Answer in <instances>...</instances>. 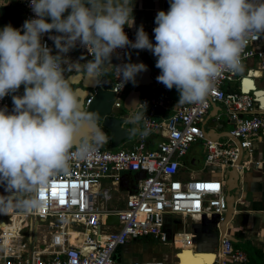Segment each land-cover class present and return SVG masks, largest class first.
I'll use <instances>...</instances> for the list:
<instances>
[{"label":"clouds","instance_id":"9594fccd","mask_svg":"<svg viewBox=\"0 0 264 264\" xmlns=\"http://www.w3.org/2000/svg\"><path fill=\"white\" fill-rule=\"evenodd\" d=\"M29 7L34 18L21 28L0 29V100L13 94L12 111L0 108V186L9 193L0 196L4 214L13 201L26 212L40 211L52 178L107 143L98 114L84 109L66 73L99 81L114 68L121 84L135 86L147 66L132 63L130 54L128 62L113 65L112 59H121L117 50H149L160 69L157 82L175 88L178 103L198 104L221 71H243L241 53L264 33V0H169V9L155 17V43L143 25L134 41L125 32L135 23L133 0H29ZM77 46L92 59L72 60L68 53ZM22 85L23 95H15ZM130 119L141 116L133 111ZM86 127L92 131L84 133Z\"/></svg>","mask_w":264,"mask_h":264},{"label":"built area","instance_id":"2783aa9c","mask_svg":"<svg viewBox=\"0 0 264 264\" xmlns=\"http://www.w3.org/2000/svg\"><path fill=\"white\" fill-rule=\"evenodd\" d=\"M18 1L23 21L34 18L29 0ZM125 32L130 40H135L128 26ZM262 34L249 39L241 53L242 64L246 59L257 58L264 69V46L256 47ZM149 38L155 43L154 34ZM43 40L54 53L53 42L47 34ZM76 49L92 58L85 48L77 46ZM135 50H117L121 59L114 55L113 65L127 62V54ZM141 51L153 55L149 50ZM111 72L112 105L119 108L125 96V84L120 83L114 68ZM236 74L221 71L204 102L180 104L166 117H159L156 112L166 109L165 96L141 95L134 110L141 116L140 126L132 140L116 147H101L90 160L70 161L67 174L52 178L40 211L8 209L6 214L0 213V264H116L113 255L117 247L140 238L168 243L176 251L194 250V234L185 230L171 233L168 226L172 221L168 219L171 215L183 218L217 215L222 220L226 211L224 179L238 155V146L231 137L239 140L240 147L249 156L253 139L264 140V108L254 106V96L249 92L230 91L225 87L237 79ZM10 99L11 94L0 100V108L8 106ZM89 101L87 98L86 104ZM210 101L219 103L232 121L230 137L212 140L204 136L202 125ZM198 140L203 144L204 168L182 179L179 176L182 159ZM246 162L236 165L237 169L245 168ZM212 167L219 169L215 178L212 175L217 172ZM206 169H209L208 176L198 178ZM138 171L144 172V177L137 180L136 189L127 192L123 207L109 209L106 202L111 197V188L119 185L122 174ZM104 179L108 180L109 187L102 186ZM209 184L215 186L208 187ZM112 214L118 218L114 229L111 228L115 224L106 223L107 216ZM177 235L183 236L179 247L175 244ZM80 237L81 244H76L74 241ZM214 253L213 264L247 261L246 252L233 245L226 231L218 239ZM133 264L166 263L150 259Z\"/></svg>","mask_w":264,"mask_h":264},{"label":"crops","instance_id":"0c3cea01","mask_svg":"<svg viewBox=\"0 0 264 264\" xmlns=\"http://www.w3.org/2000/svg\"><path fill=\"white\" fill-rule=\"evenodd\" d=\"M0 5L9 6L10 12H18L20 14L18 26L23 25L24 23L23 14L20 7V2L18 0H0ZM133 5H134L133 16L135 23L132 27L129 28L132 30L134 34H136V29L140 25H143L147 34L152 35L154 34L153 29L157 26L155 24V17L159 11L161 10L167 11L169 9V0H133ZM65 15H67V13H65ZM5 25L7 24H0V29H2ZM263 46H264V34H262L261 40L256 45V47H263ZM129 54L131 56V62L133 59L137 57L138 58L145 57V54L149 56L153 65L151 76L155 79V81L148 85L142 86L143 89L145 90V94H141V95L165 96L166 109L160 108L157 109L156 112L159 117L168 116L174 108L180 105V103H178L179 99L177 100L175 99L174 101L169 100V95L172 92L178 96L179 94L175 88L169 90L162 83L157 82L156 77L160 75L159 73L160 69L156 67V57L144 51L135 50L127 54V58H126L127 62H128ZM68 56L72 60H77L82 56L85 57V60L80 61L81 63L86 62V60L92 59L90 57H86L85 55L81 54L76 48L73 49L70 53H68ZM113 62L114 61L112 59V63ZM259 62L260 61L257 58L246 59L243 63V71L237 73L236 74L237 79L233 80L231 83L226 84L225 87L227 88V90L230 91L233 90L237 92L239 91L249 92L251 95L254 96V106H259L264 108L263 105L264 101L263 104L260 101V97L264 96V69L260 67ZM67 74H71V73H67ZM102 75L111 78L112 76L111 69L107 73ZM246 80H251L253 83V87H251L249 90L243 89L245 83L244 81ZM139 86L140 85L138 83H136L135 86L131 82L125 84L123 90L124 94H126L130 88H139ZM23 93H24V86L22 85L21 88L18 90V92L14 94L23 95ZM12 95L13 94H11L10 103L7 106L9 112H11L13 108ZM215 105L209 106L205 117L206 120L210 114L211 116H214L215 126H209L208 128L205 127L206 129H210L214 137H216L217 135L213 132V128H216L218 133L223 134L224 131H229L231 129V128L227 129L226 124L232 126V121L229 119L228 115L224 112L221 105L219 103H215ZM221 113H225L226 120H223ZM120 115L123 114L121 113ZM209 121L210 118L208 119L207 122ZM216 121H221V126L216 127ZM123 126L125 127L124 124ZM138 129L139 127H136V131L134 135L137 133ZM155 138L157 139V137ZM103 146L106 148L110 147L109 145H103ZM249 161L250 162L248 161L246 162L245 168H243L240 171L239 189L236 192L237 194L234 201L233 214L235 221L233 225L226 224V233L235 236L236 239H238V242L241 243V245H239L238 242L236 244L233 243L235 247L241 248L245 252L247 250L249 251L255 249L260 250L263 253V261L262 260L261 261L264 264V140L259 141L258 139H253L250 150ZM182 162H183V166L180 169L179 176L187 174L188 177L190 173H195L194 172L195 170L191 168V165H193V163L196 162V159L194 157L190 158L188 152L186 156L183 158ZM256 162L258 163V165H256ZM199 175L204 178L208 176V174H204V172L199 173ZM196 176H198V174H196ZM102 182L104 183V184L102 183L103 187H109V182L107 179H104ZM208 187H211V184H209ZM113 188L119 190V192L124 191L125 194L123 195L118 194L119 197H116L115 200H112L110 197V199L106 202V206L109 209L121 208L124 205V200L128 194L127 193L128 191L123 185L122 186L118 185L117 187H113ZM4 195H9V193L5 191V188L3 186H0V196H4ZM111 201H115V202H111ZM14 205L15 202L13 201V206L9 209L21 210L20 208H17ZM174 216L175 217L173 218L170 217L168 219L172 221L168 226L170 227L171 233H176L179 232L181 229H183L189 233L197 234L198 232L197 229H193L192 227L195 226V224L200 226L198 227L200 228L199 231L201 230L202 232L203 231L217 232L218 222L215 224L209 223L210 222L209 218L211 215L210 216L201 215L200 218L199 217L183 218L179 215H174ZM179 237L182 239L183 236L182 235L176 236V242H175L176 247H179L177 245V241L179 240ZM211 240L212 239L210 237L205 236V241H204L205 247H209ZM151 241L152 240L140 238L129 241L127 244L122 245L119 249H116L114 253L115 263L133 264L136 261H143L150 259H161L166 263V260L162 259L159 256L161 255V253H159V255L157 256V253L153 251L152 247L150 246ZM199 248H200L199 250L191 249V251H184L180 256V258L182 259L181 264H184V259L187 257L189 253L192 254L193 252L196 251L200 253L203 251L201 245H199ZM177 252H181V251L179 250ZM194 256L200 257L201 254H197ZM228 264H248V259L245 263H228Z\"/></svg>","mask_w":264,"mask_h":264},{"label":"water","instance_id":"95a60500","mask_svg":"<svg viewBox=\"0 0 264 264\" xmlns=\"http://www.w3.org/2000/svg\"><path fill=\"white\" fill-rule=\"evenodd\" d=\"M20 14L18 12H10V8L7 5H0V24H11L14 27L18 26ZM144 63L147 66V71L141 72L137 75L136 80L137 83L140 85L139 88H130L128 92L125 94L123 98L122 106L119 108L113 107V97L114 94L111 91L112 88V80L110 77H105L104 75L101 76L99 81H93L89 79L83 78L81 75L78 74H67L71 76V83L74 88H76L79 92L81 101L83 103V107L85 110L96 113L99 116L97 121L98 127L103 130V132L107 135V143L104 145H109L110 147L119 146L123 139L129 136V131L127 128L123 126L124 123H133L136 127H139V122L130 119L132 112L135 110V104L133 102L138 103V100L141 96V89L140 87L144 85H148L155 81V79L151 76L152 72V61L150 60L149 56L145 54V57L142 58H135L132 60V63ZM160 73V71H159ZM130 83V82H129ZM90 98V101L86 104V99ZM210 105L214 106L215 103L210 101ZM216 106V105H215ZM123 115H120V114ZM212 122L215 121L214 116L211 114L206 119L205 123L202 125L204 136L210 138L212 140H216L222 136L230 137L229 131H224L223 134L218 133L216 128H213V132L217 135L214 137L210 129L205 128V124L207 123L208 119ZM221 126V121H216V127ZM92 131L91 128L86 127L84 133ZM82 133V134H84ZM219 134V135H218ZM231 139L236 143L238 146V155L237 159L233 162V165L229 167L227 174L225 176V202H226V211L224 213L223 219L219 221V217L217 215L210 216L209 223H217L218 228L217 232H207V231H199V225L192 226L193 229H197V234H194L193 242L195 244L194 250H198L199 245H201L202 252H193L192 255H214V249L218 244V239L221 235L225 234L226 231V224L233 225L234 219V201L236 198V192L239 189V177L240 171L237 169L236 165H239L243 162H246L250 159V156L247 153V150L240 147L239 140L237 138L231 137ZM231 164L230 161H228ZM216 170V174H218L219 169L212 167ZM144 177V172L138 171L135 173H127L122 174L119 185H123L128 192L136 189V182L137 180ZM124 180V181H123ZM124 182V183H123ZM126 182V183H125ZM106 223L108 224H117L118 218L116 215H108L106 219ZM197 227V228H196ZM181 229L180 231H182ZM200 237V240H196V237ZM205 236L210 237L211 243L209 247H205ZM228 238L233 242L237 243L238 239L235 236L227 234ZM121 246H118L119 249ZM184 251H191L190 248L181 249V252L176 253L177 262L180 263V254ZM115 259V254L113 255Z\"/></svg>","mask_w":264,"mask_h":264},{"label":"rangeland","instance_id":"374dc122","mask_svg":"<svg viewBox=\"0 0 264 264\" xmlns=\"http://www.w3.org/2000/svg\"><path fill=\"white\" fill-rule=\"evenodd\" d=\"M251 87H253V83L251 80H246L244 83V89L245 90H249ZM141 89V94H145V90L143 89V87L140 88ZM177 100L179 99V96L176 95L175 93H170L169 95V100ZM262 101H264V99H262ZM223 120H226V115L225 113H221ZM125 128L129 129V136L126 137L125 139H123V141H129L132 140L134 138V133L136 131V126L134 124L131 123H124ZM209 126H215L214 122H211V120L209 122H207L205 124V127L208 128ZM233 125H227L226 124V128L230 129L232 128ZM104 147V146H102ZM106 148V147H104ZM109 148V147H108ZM189 153V157L192 158L194 157L196 159V162L193 163V165H191V168L194 170H201L204 168V163H203V155H204V150H203V144L201 142V140H198L196 142H193L188 150ZM184 158V157H183ZM183 160V159H182ZM196 172V171H195ZM209 173V169H206V171L204 172V174H208ZM182 179H186L187 178V174L180 176ZM213 178L217 177V174L212 175ZM198 178H202L201 176ZM102 182V181H101ZM103 183V182H102ZM104 184V183H103ZM209 186V185H208ZM123 195L125 194L124 191H120L115 189V188H111V199L115 200L116 197H119V195ZM111 202H115V201H111ZM112 204V203H109ZM170 217H175L174 215H171ZM6 226V225H4ZM118 225H112L111 229L116 228ZM102 230L106 231V227L102 226ZM190 230V229H189ZM196 240H200V237H196ZM236 244V243H235ZM239 245H241L240 242H238ZM177 245L181 246V238L179 237V240L177 241ZM153 249L154 252L157 253V256L159 255V253H161V255H159L162 259L166 260L167 264H175V261H177L176 259V250H174L169 244H164V243H159L157 241H151V245H150ZM185 249V248H184ZM200 248L198 247V250ZM215 250V249H214ZM183 253V252H182ZM181 256V254L179 255Z\"/></svg>","mask_w":264,"mask_h":264},{"label":"bare ground","instance_id":"6f19581e","mask_svg":"<svg viewBox=\"0 0 264 264\" xmlns=\"http://www.w3.org/2000/svg\"><path fill=\"white\" fill-rule=\"evenodd\" d=\"M245 82V81H244ZM244 89V87H243ZM245 90V89H244ZM259 97V96H258ZM262 99H264V96L260 97V101L263 104ZM264 105V104H263ZM215 186L214 184H211V187ZM76 244H81V237L79 240L74 241ZM181 251V250H180ZM215 256L214 255H201L200 257L193 256L191 253L187 255V257L184 259V264H212L214 261ZM182 259L180 260L181 264ZM178 263V262H177ZM179 264V263H178Z\"/></svg>","mask_w":264,"mask_h":264},{"label":"trees","instance_id":"16d2710c","mask_svg":"<svg viewBox=\"0 0 264 264\" xmlns=\"http://www.w3.org/2000/svg\"><path fill=\"white\" fill-rule=\"evenodd\" d=\"M246 254H247L248 264H263L262 263L263 253L260 250L258 249L252 251L247 250Z\"/></svg>","mask_w":264,"mask_h":264},{"label":"snow or ice","instance_id":"6c2138e0","mask_svg":"<svg viewBox=\"0 0 264 264\" xmlns=\"http://www.w3.org/2000/svg\"><path fill=\"white\" fill-rule=\"evenodd\" d=\"M214 187V186H213Z\"/></svg>","mask_w":264,"mask_h":264}]
</instances>
